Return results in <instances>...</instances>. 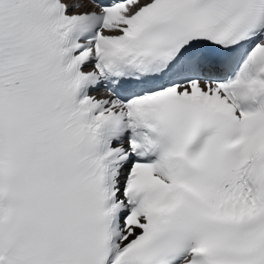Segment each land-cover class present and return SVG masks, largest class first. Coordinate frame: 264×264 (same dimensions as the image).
Segmentation results:
<instances>
[{
    "label": "snow or ice",
    "instance_id": "1",
    "mask_svg": "<svg viewBox=\"0 0 264 264\" xmlns=\"http://www.w3.org/2000/svg\"><path fill=\"white\" fill-rule=\"evenodd\" d=\"M0 264H264V0H0Z\"/></svg>",
    "mask_w": 264,
    "mask_h": 264
}]
</instances>
